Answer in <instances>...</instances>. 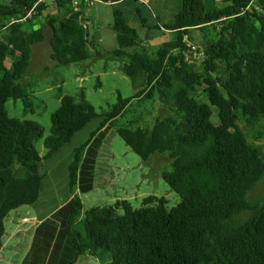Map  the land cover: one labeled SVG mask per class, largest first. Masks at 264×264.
Wrapping results in <instances>:
<instances>
[{"label": "trees", "instance_id": "16d2710c", "mask_svg": "<svg viewBox=\"0 0 264 264\" xmlns=\"http://www.w3.org/2000/svg\"><path fill=\"white\" fill-rule=\"evenodd\" d=\"M37 1H0V252L8 214L43 196L44 160L100 117V124L73 149L69 165L68 185L76 201L65 227L76 250L70 264L87 253L106 264H264V198L249 200L264 178V147L246 131L257 130L264 119V0H223V8L209 12L203 0H183L174 22L164 25L173 31V41L155 52L144 47L116 5L118 46L107 54L123 60L122 70L134 82L143 81L134 98L158 101L170 111L151 126H117L116 131L144 161L158 154L170 159L161 176L182 200L168 209L164 196L149 195L140 208L120 199L84 215L75 193L84 153L103 128L115 126L132 98L120 95L110 111L98 113L92 104L64 94L44 139L47 152H39L36 141L44 127L11 116L6 107L13 99L22 100L25 111L33 108L25 77L34 46L46 39L50 27V56L68 65L91 58L96 40L84 22L86 4L75 10L72 0H46L22 20ZM50 3L56 12L44 14ZM194 30L202 33L200 43ZM213 107L218 123L212 120ZM246 211V218L238 220Z\"/></svg>", "mask_w": 264, "mask_h": 264}, {"label": "rangeland", "instance_id": "374dc122", "mask_svg": "<svg viewBox=\"0 0 264 264\" xmlns=\"http://www.w3.org/2000/svg\"><path fill=\"white\" fill-rule=\"evenodd\" d=\"M0 1L5 4L11 2ZM177 2L153 0L152 9L146 4L142 5L138 12L134 6H124L129 24L138 32L144 47L150 52H155L175 37L171 31L161 29L163 25L159 24L153 11H171ZM203 2L207 12L225 6L223 0ZM115 7L116 5H107L101 0L89 7L93 8L97 15L92 17V26H89L96 43L90 45L92 57L83 62L59 65L54 61L50 56L51 30L47 26V37L34 46L33 63L25 77L35 101L33 108L25 111L22 100L11 99L6 103L11 116L33 120L44 127V136L36 141L37 149L44 155L47 152L44 139L50 134L51 116L59 108L61 96L64 94L74 95L78 100L92 104L98 113L110 111L118 103L120 95L123 98H132L126 111L115 121V126L107 125L103 128L84 153L75 191L85 206L83 215L91 207L114 204L120 199H126L134 208H140L145 197L164 196L168 209L177 206L182 200L161 176L163 169L170 168V159L158 154L151 161H144L116 131L117 126H151L157 116L169 115L170 111L158 101L134 98L143 88V81L134 82L122 70L123 60L107 54L118 46L117 34L113 29ZM53 12H56V8L50 3L44 14ZM143 17L146 24L141 20ZM84 22L88 26L86 19ZM39 26L37 23L35 27ZM193 36L196 43H200L201 31L194 30ZM197 61H200V57L196 58ZM6 64L10 66L11 60ZM202 99L207 102L206 97ZM101 120L100 117L91 120L85 128L75 134L70 143L65 144L52 158L44 160L48 173L43 181V196L35 205L21 206L12 210L6 217L7 231L0 252V264H70L75 259L76 250L65 228L68 215L76 205L75 195L70 192L68 185L69 165L73 149L89 137L90 132ZM212 120L219 122L215 107ZM260 129L262 134L257 131ZM257 130L246 127L249 138L252 140L253 136L257 135L259 138L256 143L264 147V119L257 125ZM263 198L264 178L249 193L250 202ZM247 215V211L243 212L237 219L243 220ZM73 264L106 263L87 253L78 256Z\"/></svg>", "mask_w": 264, "mask_h": 264}, {"label": "crops", "instance_id": "0c3cea01", "mask_svg": "<svg viewBox=\"0 0 264 264\" xmlns=\"http://www.w3.org/2000/svg\"><path fill=\"white\" fill-rule=\"evenodd\" d=\"M119 2H105L107 5H121L122 8L124 9L125 5L128 6H134L135 9H139L142 5H149L151 6V9L153 8V4L152 1L153 0H118ZM178 2L176 3L175 8H173V10L171 11H167L165 13L162 12H157L156 10L153 11L155 17L158 19L159 24H162L163 26H161V29H164L166 31H171L173 33L172 30L167 29L164 27V25H168L171 24L176 16V14L179 12V10L181 9L180 6V2L183 3V0H177ZM93 6V5H92ZM90 7V6H89ZM89 7H85L84 9V13H85V19L87 21V24L91 27L92 26V17L97 16L94 13L93 8H89ZM149 15V13H148ZM99 41H101V38H99ZM39 202V201H38Z\"/></svg>", "mask_w": 264, "mask_h": 264}, {"label": "built area", "instance_id": "2783aa9c", "mask_svg": "<svg viewBox=\"0 0 264 264\" xmlns=\"http://www.w3.org/2000/svg\"><path fill=\"white\" fill-rule=\"evenodd\" d=\"M46 0H38L35 5L33 6V8L29 11V13L27 14L26 17H24L22 20H25L26 18H29L32 16V14L35 12L36 7L40 4L45 2ZM99 0H72L75 10H78L81 6V4H86L87 6H92L94 5L96 2H98ZM15 21H19V20H15Z\"/></svg>", "mask_w": 264, "mask_h": 264}]
</instances>
